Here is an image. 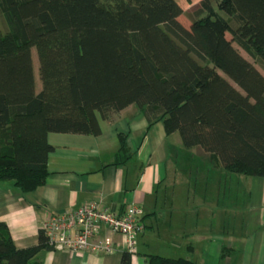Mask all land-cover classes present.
<instances>
[{
  "label": "trees",
  "instance_id": "16d2710c",
  "mask_svg": "<svg viewBox=\"0 0 264 264\" xmlns=\"http://www.w3.org/2000/svg\"><path fill=\"white\" fill-rule=\"evenodd\" d=\"M181 14L176 0H0V181L36 189L48 174V133L98 135V117L132 104L184 148L264 178V74L233 46L264 68V0H199L189 28ZM118 141L116 164L129 158ZM43 248L52 249L42 230L17 249L0 222V264H35Z\"/></svg>",
  "mask_w": 264,
  "mask_h": 264
},
{
  "label": "crops",
  "instance_id": "0c3cea01",
  "mask_svg": "<svg viewBox=\"0 0 264 264\" xmlns=\"http://www.w3.org/2000/svg\"><path fill=\"white\" fill-rule=\"evenodd\" d=\"M98 123V135L47 134L53 150L36 189L22 192L0 181V222L17 249L36 245L51 216L98 201L116 213L130 204L142 209L131 264H145L146 255L264 264V178L231 173L200 148H184L178 132L167 134L161 121L148 126L133 104ZM119 135L129 158L116 164ZM104 234L102 227L98 237ZM112 238V253L43 248L35 264H119L124 244Z\"/></svg>",
  "mask_w": 264,
  "mask_h": 264
},
{
  "label": "built area",
  "instance_id": "2783aa9c",
  "mask_svg": "<svg viewBox=\"0 0 264 264\" xmlns=\"http://www.w3.org/2000/svg\"><path fill=\"white\" fill-rule=\"evenodd\" d=\"M141 216L142 209L135 204L116 213L100 202L92 201L51 216L41 230L47 243L55 249L109 254L114 251L112 235H119L125 251L134 254L137 235L143 228ZM102 227L105 234L99 238Z\"/></svg>",
  "mask_w": 264,
  "mask_h": 264
},
{
  "label": "rangeland",
  "instance_id": "374dc122",
  "mask_svg": "<svg viewBox=\"0 0 264 264\" xmlns=\"http://www.w3.org/2000/svg\"><path fill=\"white\" fill-rule=\"evenodd\" d=\"M177 3L182 8V14L178 16V21L185 27L189 28L191 24V20L193 19L194 15L193 13L198 9L199 7V0H176ZM220 14L223 15L222 12ZM226 38L230 39V35L226 34ZM233 46L238 49V51L241 53V55L246 58L248 61H250L262 74H264V68L263 66L256 62L253 58H251L247 53H245L240 47H238L236 44L233 43ZM32 60H33V71H34V77L36 81V85L38 89L40 88L41 84L38 78V62H37V56L36 52L32 51Z\"/></svg>",
  "mask_w": 264,
  "mask_h": 264
}]
</instances>
